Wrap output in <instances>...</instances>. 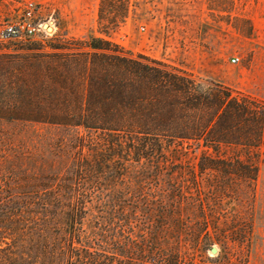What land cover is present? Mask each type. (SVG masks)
Here are the masks:
<instances>
[{"label": "rangeland", "instance_id": "1", "mask_svg": "<svg viewBox=\"0 0 264 264\" xmlns=\"http://www.w3.org/2000/svg\"><path fill=\"white\" fill-rule=\"evenodd\" d=\"M26 2L39 7L44 33L0 42V242L55 244L45 231L61 229L75 167L105 157V167L83 178L91 208L84 230L105 235L85 247L104 253L105 264H166L173 252L179 264H264L263 142L184 144L137 162L120 149L101 152L94 133L44 121L66 114L48 103L46 75L77 50L57 48L96 38L247 100L257 115L249 130H260L264 0H0V31Z\"/></svg>", "mask_w": 264, "mask_h": 264}, {"label": "trees", "instance_id": "2", "mask_svg": "<svg viewBox=\"0 0 264 264\" xmlns=\"http://www.w3.org/2000/svg\"><path fill=\"white\" fill-rule=\"evenodd\" d=\"M116 24L115 19L109 20V26ZM72 45L74 48H57L77 52L61 54L66 64L59 71H48L45 86L48 103L66 114L44 121L98 135L103 141L101 152L120 149L138 162L148 159L149 152L184 144L217 148L232 142L247 146L264 143V113L258 118L260 130H249L257 115L247 100L232 97L219 86L205 90L192 75L141 56L135 59L101 39L74 41ZM100 161L95 166L83 161L75 167L77 183L72 189L65 187L72 197L61 205V229L45 231L56 243L25 247L1 241L0 264H105L104 253L85 247L102 245L103 230H84L91 208H87L90 199L86 193L90 184L83 178L108 162L105 157ZM132 235L128 237L130 247L136 245ZM136 248L144 254L142 248ZM166 264H179L177 253L173 252Z\"/></svg>", "mask_w": 264, "mask_h": 264}, {"label": "built area", "instance_id": "3", "mask_svg": "<svg viewBox=\"0 0 264 264\" xmlns=\"http://www.w3.org/2000/svg\"><path fill=\"white\" fill-rule=\"evenodd\" d=\"M40 9L34 2H26L22 6L21 15L4 25L0 31V42L24 44L38 38L44 33L43 25L38 21ZM239 59L232 60L237 64ZM209 264V263H203Z\"/></svg>", "mask_w": 264, "mask_h": 264}, {"label": "water", "instance_id": "4", "mask_svg": "<svg viewBox=\"0 0 264 264\" xmlns=\"http://www.w3.org/2000/svg\"><path fill=\"white\" fill-rule=\"evenodd\" d=\"M47 30L48 31H51V28L50 27H47ZM211 253L216 254L217 253V250L216 249H212L211 250Z\"/></svg>", "mask_w": 264, "mask_h": 264}]
</instances>
